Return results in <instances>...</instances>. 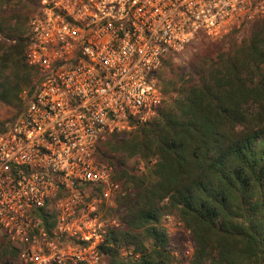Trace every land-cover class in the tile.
I'll return each instance as SVG.
<instances>
[{"label":"built area","instance_id":"2783aa9c","mask_svg":"<svg viewBox=\"0 0 264 264\" xmlns=\"http://www.w3.org/2000/svg\"><path fill=\"white\" fill-rule=\"evenodd\" d=\"M37 1L24 55L40 81L0 133V236L21 248L22 264H101L127 190L98 161V144L156 116L164 62L264 23V0ZM163 221L186 237L173 256L191 258L181 221Z\"/></svg>","mask_w":264,"mask_h":264},{"label":"trees","instance_id":"16d2710c","mask_svg":"<svg viewBox=\"0 0 264 264\" xmlns=\"http://www.w3.org/2000/svg\"><path fill=\"white\" fill-rule=\"evenodd\" d=\"M37 7L0 0V104L16 118L40 81L24 55ZM157 78L164 100L156 116L97 146L98 161L127 190L101 264H264V23L207 43L184 67L164 62ZM15 119L0 122V133ZM133 159L152 179L131 173ZM165 213L189 232L191 258L173 256L183 240L166 233ZM39 216L49 229L48 215ZM20 249L0 236V264H22Z\"/></svg>","mask_w":264,"mask_h":264},{"label":"rangeland","instance_id":"374dc122","mask_svg":"<svg viewBox=\"0 0 264 264\" xmlns=\"http://www.w3.org/2000/svg\"><path fill=\"white\" fill-rule=\"evenodd\" d=\"M209 42H211V41H201L198 44H196L194 47V51L186 57V60L182 64H176V65L181 66V67L186 66L189 63V61L191 60V58L193 57V55L195 53H197L199 50L203 49L207 45V43H209ZM24 94H25V91L22 93V97H24ZM167 101H168V99H167ZM15 118H16V111L12 110L11 108H9L7 106L0 104V122H6V124H7ZM128 167H129L131 173L138 175V176L143 175V176L148 177L149 179H152L151 178L152 176H151L149 170L145 169L143 167L142 163L138 159L131 160L128 163ZM166 214L167 213H165V215ZM169 215H171V214H169ZM162 226L166 230L163 218H162ZM178 234H181V232H179V231L170 232L169 236L171 237L172 240H177V241L183 240V241H180L183 243L186 240L185 236H183V238H181Z\"/></svg>","mask_w":264,"mask_h":264}]
</instances>
